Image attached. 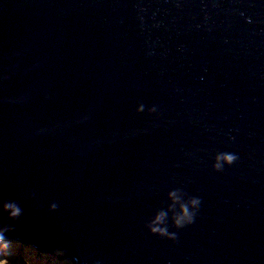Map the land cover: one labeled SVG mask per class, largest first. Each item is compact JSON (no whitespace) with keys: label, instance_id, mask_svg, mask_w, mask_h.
<instances>
[{"label":"water","instance_id":"95a60500","mask_svg":"<svg viewBox=\"0 0 264 264\" xmlns=\"http://www.w3.org/2000/svg\"><path fill=\"white\" fill-rule=\"evenodd\" d=\"M0 231L78 264H264V0H0Z\"/></svg>","mask_w":264,"mask_h":264},{"label":"clouds","instance_id":"9594fccd","mask_svg":"<svg viewBox=\"0 0 264 264\" xmlns=\"http://www.w3.org/2000/svg\"><path fill=\"white\" fill-rule=\"evenodd\" d=\"M225 160L226 162H228L229 164H231L232 162H234L235 160V157L234 156H231V155H228V156H224V157H219L218 158V161L219 160ZM220 163L218 162L216 167L219 169L220 168ZM172 198L175 200L176 199V194L175 193H172ZM199 205V201L198 200H193L191 201V206L193 208H196L197 206ZM4 210L9 212L10 214V217L13 218V219H16L18 218L20 215H21V210L19 209L18 206L14 205V204H5L4 205ZM183 214L181 216H179L177 219H176V224L178 227H182L184 226L185 224L187 223H191L192 220H193V217H194V213L193 214H189L188 210L186 207L183 208ZM164 219V215L161 214L159 215L156 220L153 222V225L151 226V230L153 231V233H159V234H164V230L161 229L159 227V224L163 221ZM7 239L5 238L4 236V232L3 231H0V264H12V261H11V258L9 256V243L6 241ZM25 244L27 243H21L22 246H25V248L27 247ZM33 247L35 248H39L37 246H34ZM36 251H39L41 253H43L44 255H52L54 252H51V251H41L40 249L37 250L35 249ZM62 258H63V254L60 253Z\"/></svg>","mask_w":264,"mask_h":264},{"label":"rangeland","instance_id":"374dc122","mask_svg":"<svg viewBox=\"0 0 264 264\" xmlns=\"http://www.w3.org/2000/svg\"><path fill=\"white\" fill-rule=\"evenodd\" d=\"M6 241H9V243L13 245L11 246L9 256L10 258L11 256H15L17 260L15 261V264H59L55 261L56 259H52L50 261L48 256L38 254L34 249L39 250V248H34L32 244L27 243L25 244L27 246L26 248H21V243H23L22 241H18L16 239H7ZM63 259L68 263L63 262L62 264H78L77 262L70 261V259L65 257V254H63Z\"/></svg>","mask_w":264,"mask_h":264},{"label":"trees","instance_id":"16d2710c","mask_svg":"<svg viewBox=\"0 0 264 264\" xmlns=\"http://www.w3.org/2000/svg\"><path fill=\"white\" fill-rule=\"evenodd\" d=\"M8 243H9V241H7ZM11 246H13L11 243H9V250H8V252L10 253V251H11ZM21 248H25L24 246H22L21 245ZM20 248V249H21ZM34 249V248H33ZM32 249V250H33ZM35 250V249H34ZM36 251V250H35ZM37 253L38 254H41V255H44L43 253H41V252H39V251H37ZM49 258H50V261L52 260V259H56L55 261H57L59 264H62L63 262H66V263H68L67 261H65L63 258H62V256H61V254L58 252V251H55L52 255H47ZM11 261H12V264H15V261H17L16 260V258H15V256H11ZM54 261V262H55Z\"/></svg>","mask_w":264,"mask_h":264}]
</instances>
